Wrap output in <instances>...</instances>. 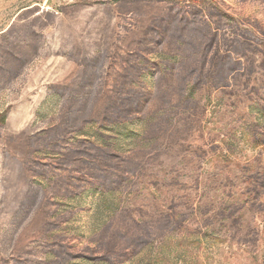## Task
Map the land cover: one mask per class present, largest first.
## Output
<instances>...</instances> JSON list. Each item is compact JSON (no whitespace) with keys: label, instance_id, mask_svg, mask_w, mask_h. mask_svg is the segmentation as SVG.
I'll return each instance as SVG.
<instances>
[{"label":"rangeland","instance_id":"374dc122","mask_svg":"<svg viewBox=\"0 0 264 264\" xmlns=\"http://www.w3.org/2000/svg\"><path fill=\"white\" fill-rule=\"evenodd\" d=\"M0 264H264V0H0Z\"/></svg>","mask_w":264,"mask_h":264}]
</instances>
